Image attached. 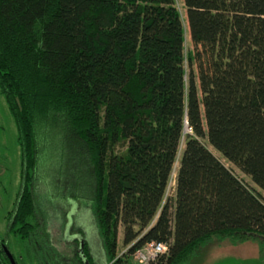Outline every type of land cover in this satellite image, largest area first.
Wrapping results in <instances>:
<instances>
[{"label":"trees","instance_id":"16d2710c","mask_svg":"<svg viewBox=\"0 0 264 264\" xmlns=\"http://www.w3.org/2000/svg\"><path fill=\"white\" fill-rule=\"evenodd\" d=\"M182 2L185 19L176 0H0V97L23 176L11 234L35 229L39 160L74 145L107 264H138L149 243L167 250L148 264H186L214 240L264 243V0ZM3 251L0 264L15 261Z\"/></svg>","mask_w":264,"mask_h":264},{"label":"rangeland","instance_id":"374dc122","mask_svg":"<svg viewBox=\"0 0 264 264\" xmlns=\"http://www.w3.org/2000/svg\"><path fill=\"white\" fill-rule=\"evenodd\" d=\"M176 7L185 19L182 0H176ZM185 27L184 46L187 52L191 44ZM190 133V128L185 125L184 134ZM205 145L226 168L248 183V179L238 170ZM65 148L63 160L58 164L54 163L57 161L55 158L50 162L45 159L43 162L46 166L39 160L35 180V229L27 238L14 236L8 230V218L16 209L23 181L21 154L16 126L0 97V239L5 243L4 250L14 257L17 264H79L80 261V264H107L102 257L100 260L103 250L100 230L92 209L90 163L79 147L68 145ZM183 148L184 138L165 195L167 200L174 198V178ZM121 151L116 149L115 152ZM53 163L55 169H52ZM49 217L52 220L46 221ZM122 238L123 231L119 227L118 245L122 244ZM124 249L119 248L117 255L124 254ZM139 256L134 254L137 260ZM186 264H264V243L257 239L235 243L230 240H214L200 248Z\"/></svg>","mask_w":264,"mask_h":264},{"label":"built area","instance_id":"2783aa9c","mask_svg":"<svg viewBox=\"0 0 264 264\" xmlns=\"http://www.w3.org/2000/svg\"><path fill=\"white\" fill-rule=\"evenodd\" d=\"M153 246V245H152ZM166 247H157L156 248V253H158L159 255H162L166 252ZM137 254H139L140 256L138 257L139 260L135 259L139 264H148L150 261L152 260V254L148 253L146 251H137ZM135 253V254H136ZM134 257V255H133Z\"/></svg>","mask_w":264,"mask_h":264},{"label":"bare ground","instance_id":"6f19581e","mask_svg":"<svg viewBox=\"0 0 264 264\" xmlns=\"http://www.w3.org/2000/svg\"><path fill=\"white\" fill-rule=\"evenodd\" d=\"M157 247H166V245L161 244V243H149V244L145 245L143 248H141L138 251H146L148 253H151L153 255L152 256V260L156 261L157 259H159L162 256V255H159L158 253H156V248Z\"/></svg>","mask_w":264,"mask_h":264},{"label":"flooded vegetation","instance_id":"af4514ba","mask_svg":"<svg viewBox=\"0 0 264 264\" xmlns=\"http://www.w3.org/2000/svg\"><path fill=\"white\" fill-rule=\"evenodd\" d=\"M9 226H10V220L8 219V229H9ZM1 241L3 244L1 243ZM4 244H5L4 241L0 239V251L1 250L3 251L2 245L4 246ZM3 252H4V255L7 257L6 254H8L9 252H6V251H3ZM8 257H9V254H8ZM8 261L10 262V264H17V262L16 261L13 262L11 258L8 259Z\"/></svg>","mask_w":264,"mask_h":264}]
</instances>
